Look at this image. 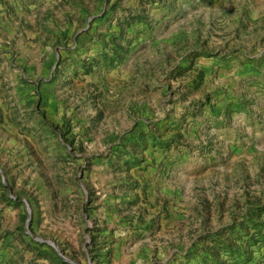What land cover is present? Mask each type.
Masks as SVG:
<instances>
[{
    "label": "rangeland",
    "instance_id": "374dc122",
    "mask_svg": "<svg viewBox=\"0 0 264 264\" xmlns=\"http://www.w3.org/2000/svg\"><path fill=\"white\" fill-rule=\"evenodd\" d=\"M0 264H264V0H0Z\"/></svg>",
    "mask_w": 264,
    "mask_h": 264
}]
</instances>
